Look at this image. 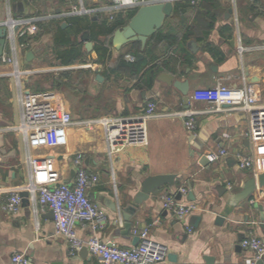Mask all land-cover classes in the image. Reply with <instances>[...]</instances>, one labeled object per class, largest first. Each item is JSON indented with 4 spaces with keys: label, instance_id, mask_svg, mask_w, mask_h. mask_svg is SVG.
Segmentation results:
<instances>
[{
    "label": "crops",
    "instance_id": "obj_1",
    "mask_svg": "<svg viewBox=\"0 0 264 264\" xmlns=\"http://www.w3.org/2000/svg\"><path fill=\"white\" fill-rule=\"evenodd\" d=\"M183 1L176 0L174 6ZM111 3V0H0V27L9 14L15 19H36L44 25L19 50V67L26 72L22 88L34 93L58 91L65 83L71 88L72 101L64 93L66 103L61 97L74 121L67 131V146L41 148L33 155L51 163L61 181L68 185L75 183V160L79 156L82 167L98 176L89 196L107 214L108 221L97 232L87 224H79L78 237L86 241L96 235L110 245L130 248L137 246L143 231L149 229V238L167 248V258L161 264H208L207 258L213 260L212 264H250L249 261L264 264V259L256 260L255 254L241 245L247 238L264 239V186L258 180L264 173L255 174L237 166L238 155L264 157V140L249 138L244 112L205 113L207 103H189L195 91L221 83L234 88L255 87L261 96L260 105H264V0H197L187 11L167 18L161 29L163 39L151 41L148 54L143 52V60L160 69L150 89L137 84L142 75L134 76L123 69L112 71L131 47L141 51L137 44L120 52L109 47L108 40L117 30L98 38L112 53L106 65L95 62L96 40H91L88 31L73 38L83 44L84 63L64 65L55 53V37L59 28H68V18L88 16L99 25L104 20L111 23L125 13L111 11ZM82 7L96 12L70 14L74 8ZM86 33L93 44L91 51L86 48ZM12 71L11 65L0 60V91L8 92L5 99H0V134L5 142L4 152L0 149V264H12L17 254L26 255L29 264H102L87 248L88 252L81 249L72 255L68 241L56 232L53 212L42 206L35 210L29 196H23L29 194L30 167L26 142L13 129L19 122L21 109L20 91L10 75ZM176 82L187 83V94L176 88ZM148 102L157 105L156 116L148 122V146L133 145L110 155L103 126L85 124L102 118L137 116ZM186 110L199 112L193 132L186 129L182 117L171 116ZM221 149L227 150L228 156L211 161L210 155ZM203 156L208 160L204 161ZM158 175H176L175 186H164L147 201L135 204L144 180ZM252 179L257 181L254 194L237 200ZM182 189L187 192L178 200ZM14 193L24 199L17 215L4 210ZM167 197H175L182 204H196L199 210L179 220L164 209ZM127 206L135 208L129 236L122 234L125 222L121 210Z\"/></svg>",
    "mask_w": 264,
    "mask_h": 264
},
{
    "label": "built area",
    "instance_id": "obj_2",
    "mask_svg": "<svg viewBox=\"0 0 264 264\" xmlns=\"http://www.w3.org/2000/svg\"><path fill=\"white\" fill-rule=\"evenodd\" d=\"M161 0H111L109 9L115 12H127L152 5ZM197 0H191L195 5ZM96 10L74 8L70 14L92 15ZM7 29V51L0 60L3 64L11 65L10 74L16 80L20 91V119L15 131L20 133L27 147V162L30 167V181L27 185L29 201L35 210L42 206L54 214V225L58 235L68 241L71 254L75 255L83 248L96 256L102 264H161L168 255L167 248L149 238V229L141 235V242L130 248H120L103 242L96 235L83 241L78 237L77 226L87 224L97 232L107 221V214L95 204L89 190L99 178L88 173L82 167V157L75 160L76 179L73 185L61 181L60 174L47 160L37 158L33 153L41 148L65 147L68 144L67 131L73 125L72 114L66 110L61 96L55 91L29 92L22 88V77L26 74L19 67V50L26 45L25 41L39 34L36 19H15L9 14L3 24ZM244 48H240L243 52ZM126 60L134 62L136 58L127 55ZM260 93L253 86L234 88L219 83L211 89H200L191 96L189 103L202 101L209 105L205 113L244 112L249 124V138L264 140V105H260ZM157 105L148 102L144 111L133 117L102 118L88 121L85 124L92 126L99 123L103 126L110 155L133 145H149L148 122L156 116ZM197 111H181L172 114L173 117H182L185 127L193 132L196 127ZM225 137H229L225 135ZM228 156V151L221 149L210 155L213 162L220 161ZM237 166L241 170H251L255 174L264 173V157L254 158L237 156ZM187 191L182 189L180 194ZM24 199L19 193L12 194L4 205L7 213L17 215L23 207ZM165 210L172 212L179 220L196 213L199 208L196 204H182L175 197H167L163 202ZM242 247L255 254L256 260L264 259V239L251 237L243 240ZM253 264L252 261H249ZM12 264H29L24 254H17L12 258Z\"/></svg>",
    "mask_w": 264,
    "mask_h": 264
},
{
    "label": "water",
    "instance_id": "obj_3",
    "mask_svg": "<svg viewBox=\"0 0 264 264\" xmlns=\"http://www.w3.org/2000/svg\"><path fill=\"white\" fill-rule=\"evenodd\" d=\"M176 0H161L158 3L143 6L138 9L136 14L130 19L128 24L118 29L113 37L108 40V45L112 49L120 52L126 46L132 43H140L141 51L136 56V61L140 62L144 59L143 52L146 49L149 39L160 31L167 18H170L174 14V2ZM233 10H230L231 14ZM96 19V18H95ZM66 24H64V27ZM6 33L7 29L4 26L0 27V57L3 55L5 46H6ZM89 34L86 33L85 41L87 42L86 48L91 51L93 49V44L89 42ZM195 46V44H193ZM98 80H101V76L98 75ZM176 88H178L183 94H187V83L176 82ZM5 145L4 135L0 134V149L2 153L4 152L3 147ZM203 160H208L207 156H203ZM176 175H158L150 176L144 180L142 183V188L139 194L135 197V204H142L147 201L149 197L155 192L163 188L164 186L174 187L175 186ZM259 184L264 186V175L259 177ZM257 189L256 179L250 180L244 190L237 195V200L242 201L251 197L255 190ZM25 198H28L29 194L26 193L23 195ZM177 199H181V194H178ZM192 200H194L192 196ZM257 207V204H254ZM262 209L261 206H259ZM135 208L133 206H127L121 210L122 220L125 222V230L122 232L123 235L129 236L133 228V223L131 218L134 215ZM54 215V214H53ZM219 222L222 221V218H219ZM135 241H139V238H135ZM84 251H87L86 248H83ZM88 252V251H87ZM208 264H212L213 261L211 258L206 259ZM257 264H263V261H259Z\"/></svg>",
    "mask_w": 264,
    "mask_h": 264
},
{
    "label": "trees",
    "instance_id": "obj_4",
    "mask_svg": "<svg viewBox=\"0 0 264 264\" xmlns=\"http://www.w3.org/2000/svg\"><path fill=\"white\" fill-rule=\"evenodd\" d=\"M203 1L212 2L213 0ZM191 7L193 6L191 5L190 0L176 3L174 14L177 15L185 12ZM136 12L137 10L127 11L123 13L126 16H124L123 14H119L113 22L109 23L107 20H104L100 25L97 22L92 21L88 16H74L68 18V28L65 30L59 28V34L55 37V53L58 59L64 65H73L78 62L84 63L85 52L83 50V44L81 42H78L77 40H73V38L79 35L81 32L88 31L91 40H96L95 52L97 53L98 59L95 62L98 64L106 65L107 62L111 60L112 53L106 43L104 41L98 40V38L108 37L112 35L116 30L125 27L128 24L129 20L136 14ZM38 26L39 29L41 26L44 28V25L41 23H39ZM212 27V24L208 25L209 30H211ZM208 32H206V34H208ZM163 37L164 36L162 30L154 34L147 44V48L144 51L145 54H148L149 52L151 41H160L163 39ZM135 44L140 45V43H132L128 46H133ZM139 52V49H133V47H131V49L124 53L123 57L119 60L117 68L113 69L112 71H119L123 69L129 70L130 73L134 76L142 75V78H140L137 84L150 89L153 87L160 69L155 65L150 66V64L146 60H142L140 62H137L136 60L134 62H129L126 60L127 55H132L136 58Z\"/></svg>",
    "mask_w": 264,
    "mask_h": 264
},
{
    "label": "rangeland",
    "instance_id": "obj_5",
    "mask_svg": "<svg viewBox=\"0 0 264 264\" xmlns=\"http://www.w3.org/2000/svg\"><path fill=\"white\" fill-rule=\"evenodd\" d=\"M76 83V82H75ZM76 84H74V86H75ZM51 91H55L54 89L53 90H51ZM55 92H57L62 98H63V101H64V103H66V100H65V97L63 96V93L65 94V95H69V97H70V94L69 93H71V88L68 86V83H65L64 84V86L63 87H59V89H58V91L56 90ZM73 94V93H72ZM7 95H8V92H6V91H4V92H1L0 91V99L2 98V99H5L6 97H7ZM74 98V97H73ZM70 101H72V98L70 97V99H69ZM72 113V112H71Z\"/></svg>",
    "mask_w": 264,
    "mask_h": 264
}]
</instances>
